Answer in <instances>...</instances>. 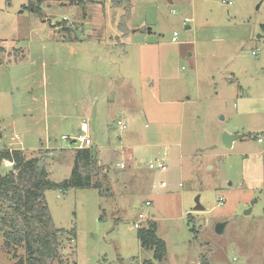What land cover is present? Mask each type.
<instances>
[{"label": "rangeland", "instance_id": "rangeland-1", "mask_svg": "<svg viewBox=\"0 0 264 264\" xmlns=\"http://www.w3.org/2000/svg\"><path fill=\"white\" fill-rule=\"evenodd\" d=\"M83 120L109 190L45 192L61 264L154 260L141 214L167 243L157 264H264V0H0V147L59 182ZM17 260L0 234V264Z\"/></svg>", "mask_w": 264, "mask_h": 264}, {"label": "trees", "instance_id": "trees-1", "mask_svg": "<svg viewBox=\"0 0 264 264\" xmlns=\"http://www.w3.org/2000/svg\"><path fill=\"white\" fill-rule=\"evenodd\" d=\"M70 28L65 24L62 29L69 32ZM6 161L13 163L11 168L3 169ZM73 163L70 177L56 182L49 177L42 159L28 158L22 149L0 147V234L3 249L18 258L14 264L62 263L64 230L53 222L47 190L93 187L102 194L109 190L106 187L109 173L102 172L104 166L100 164L98 148H76ZM138 238L144 249L154 252V260L138 264L164 261L167 243L158 236L155 220L138 229ZM18 248L25 253L19 256ZM103 262L110 264L106 259ZM201 264H209L206 255H202Z\"/></svg>", "mask_w": 264, "mask_h": 264}, {"label": "built area", "instance_id": "built-area-1", "mask_svg": "<svg viewBox=\"0 0 264 264\" xmlns=\"http://www.w3.org/2000/svg\"><path fill=\"white\" fill-rule=\"evenodd\" d=\"M228 3H231V1H229ZM185 23L189 22V19L186 18L184 20ZM178 33L177 32H174L173 36H172V41L173 42H177L178 41ZM257 52H254V54H256ZM118 124L120 125V127H122L123 129L126 128V124L123 123L122 121H119ZM81 129H82V132L84 134H80L77 138L74 139V143L76 144V148H85V147H90L92 145V141L88 135V130H89V127H88V124L86 121H81ZM68 136L64 135L63 136V139H67ZM258 142L260 143H264V138L263 137H259L258 138ZM121 167H125V164L124 163H121L120 164ZM149 167L151 169H154V168H158L162 171H165L167 170V164H166V161L165 160H155L153 163H150L149 164ZM162 185H166L165 182H162ZM147 204L150 205V201H147ZM140 218L136 223H135V227L140 229L143 227V220H147V218L145 217V215L141 214L140 215Z\"/></svg>", "mask_w": 264, "mask_h": 264}, {"label": "crops", "instance_id": "crops-1", "mask_svg": "<svg viewBox=\"0 0 264 264\" xmlns=\"http://www.w3.org/2000/svg\"><path fill=\"white\" fill-rule=\"evenodd\" d=\"M45 21H47V20H45ZM52 27H55V26H53L52 25ZM67 36H65V38H66ZM43 67H44V65H43ZM45 68V67H44ZM44 104H46V100H44ZM76 104V103H75ZM46 107H47V104H46ZM83 121H85V120H83ZM119 121H122L123 122V120H118V122ZM124 123V122H123ZM120 126V125H119ZM121 128V130L123 129L122 127H120ZM125 129V128H124ZM123 129V130H124ZM82 130V129H81ZM224 133V132H223ZM97 148V147H96ZM42 148H39V150H41ZM47 149H49V148H47ZM121 149H123L122 151L124 152L126 149H125V147H123V146H121ZM50 150V149H49ZM50 151H52V150H50ZM52 153L53 152H51V155H52ZM64 156V155H63ZM72 160V159H71ZM157 160V159H156ZM161 160H163V159H161ZM73 162H74V155H73V160H72ZM99 161H100V164L101 165H103L104 166V169H103V171L102 172H106V173H109V175H110V173H111V169H110V167H109V165H107L106 164V162H104L103 160H102V158H101V156H99ZM69 163H67V165H69L70 163H71V161H68ZM51 161H49V162H47L46 163V165H47V167H48V165H50L51 166ZM113 163V161H111V164ZM121 163H124V161H122ZM121 163H117V165L118 166H120V164ZM65 163L63 162L62 163V165H64ZM125 164V167L123 168V167H121L120 166V168H123V169H125L126 167H128L129 169H132L131 171L133 172V173H135V174H138L139 176H144L143 175V173L141 172V168L140 167H136V166H132L131 164H129V163H127V162H125L124 163ZM48 172H49V177L51 178V171H50V168H49V170H48ZM129 174H130V172H127V173H123V178L126 180V178L129 176ZM146 176V175H145ZM146 178V177H145ZM121 181H123V180H121ZM57 182V181H56ZM162 182H165V181H162ZM162 182H161V185H162ZM166 183V182H165ZM163 186V185H162Z\"/></svg>", "mask_w": 264, "mask_h": 264}, {"label": "water", "instance_id": "water-1", "mask_svg": "<svg viewBox=\"0 0 264 264\" xmlns=\"http://www.w3.org/2000/svg\"><path fill=\"white\" fill-rule=\"evenodd\" d=\"M55 26V25H54ZM188 28H190V26H188ZM246 136V134H234V133H230L228 131H224L223 135H222V141L223 143L228 146V147H232L233 143L241 138H244ZM197 210H201L204 209L203 205H201V203L199 202V200L197 199V206H196ZM223 229V225L219 224L217 225V231L221 232Z\"/></svg>", "mask_w": 264, "mask_h": 264}]
</instances>
